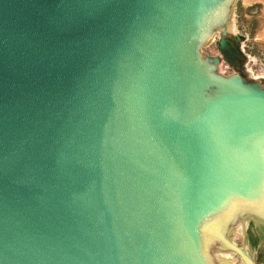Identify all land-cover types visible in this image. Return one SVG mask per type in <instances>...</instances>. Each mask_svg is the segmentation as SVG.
<instances>
[{"label":"water","instance_id":"obj_1","mask_svg":"<svg viewBox=\"0 0 264 264\" xmlns=\"http://www.w3.org/2000/svg\"><path fill=\"white\" fill-rule=\"evenodd\" d=\"M229 1L0 0V264H256L221 221L264 210V87L200 51Z\"/></svg>","mask_w":264,"mask_h":264},{"label":"rangeland","instance_id":"obj_2","mask_svg":"<svg viewBox=\"0 0 264 264\" xmlns=\"http://www.w3.org/2000/svg\"><path fill=\"white\" fill-rule=\"evenodd\" d=\"M237 35L243 37L239 47L246 57L240 64L227 61L219 47L222 38L233 41ZM200 51L204 58L220 57L218 74L240 76L264 87V0H236L227 31H217ZM225 232L256 264H264V216L250 211L241 213ZM209 255L214 264H244L239 255L221 243L212 244Z\"/></svg>","mask_w":264,"mask_h":264},{"label":"bare ground","instance_id":"obj_3","mask_svg":"<svg viewBox=\"0 0 264 264\" xmlns=\"http://www.w3.org/2000/svg\"><path fill=\"white\" fill-rule=\"evenodd\" d=\"M235 1L236 0H230L226 6V10L224 12V15L221 17L220 20H218L211 28L208 36L206 37V39L204 40V44L208 43L210 41V39L214 36V34L217 32V31H227V28H228V25L231 21V14H232V9H233V6L235 4ZM230 32V31H229ZM243 39L242 36H238L236 37V40H233L232 42L241 50V48L239 47V43L241 42V40ZM242 51V50H241ZM243 52V51H242ZM243 55H244V59L246 58L245 57V54L243 52ZM217 58H220V57H217ZM215 59H212L211 62L218 65L219 63L217 62H214ZM243 61V60H242ZM241 63V61L239 62V64ZM255 212L259 215H262L264 216V210L262 209H254L252 207H244L242 204L239 205L238 207V212L236 215H226L223 217L222 221H221V227L223 230H225L227 228V226L235 220V218L240 215L241 213H245V212ZM258 218V217H257ZM237 225V224H236ZM208 246L210 247L212 244H216V243H220L219 241H217L215 238L213 237H208ZM234 259V258H233Z\"/></svg>","mask_w":264,"mask_h":264}]
</instances>
